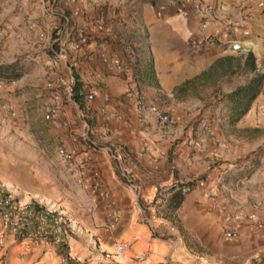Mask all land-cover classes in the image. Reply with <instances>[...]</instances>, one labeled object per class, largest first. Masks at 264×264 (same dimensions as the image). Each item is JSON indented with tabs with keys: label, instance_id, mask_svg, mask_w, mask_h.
<instances>
[{
	"label": "crops",
	"instance_id": "0c3cea01",
	"mask_svg": "<svg viewBox=\"0 0 264 264\" xmlns=\"http://www.w3.org/2000/svg\"><path fill=\"white\" fill-rule=\"evenodd\" d=\"M22 1L0 0L2 50L14 36L31 40L61 22L76 31L87 26L91 35L79 62L63 63L60 69L76 88L96 93L85 104L66 100L59 114L60 121L72 125L60 135V142L76 152L77 166L65 176L74 189V203L60 210L71 220L70 253L97 264H208L207 255L190 246L197 229L202 231L200 240L209 229L237 232L236 238L224 239L227 243L251 241L259 231L264 233V208L258 214V229L235 222L264 199V150L259 149L264 148V118L257 112L264 95L263 77L258 95L238 119L227 98L251 82L257 66L264 70V9L257 5L264 0H200L214 8L211 23L203 29L193 0H121V6L140 2L131 11L114 9L119 0H106L112 8L104 16L95 0H27L28 7ZM51 4L54 17L60 19H46ZM246 14L250 17L244 20ZM97 24L103 25V32L94 29ZM205 37L214 43L193 46ZM99 53L118 59L122 68L109 71ZM226 59L238 64L233 72L244 73L246 80L208 101L190 100L188 89L203 79L200 75ZM46 90L40 85L39 96ZM138 95L145 97L143 105ZM149 105L168 113L174 124L160 133ZM207 124L212 135L204 128ZM89 134L99 146L95 153L87 148ZM144 141L153 151L140 155ZM212 156L219 163L207 173L206 162ZM94 183L98 191L83 188ZM189 184L191 192L174 211L184 223L180 230L162 217V204L149 201L165 190L169 207L171 194ZM111 208L118 211L119 220L108 229L106 213ZM116 243L127 244L121 257L109 258L99 248L101 244L113 255ZM5 251L6 264H62L58 248L51 244L24 246L9 236Z\"/></svg>",
	"mask_w": 264,
	"mask_h": 264
},
{
	"label": "rangeland",
	"instance_id": "374dc122",
	"mask_svg": "<svg viewBox=\"0 0 264 264\" xmlns=\"http://www.w3.org/2000/svg\"><path fill=\"white\" fill-rule=\"evenodd\" d=\"M94 3L98 5L100 16H104L108 8H112V6L108 7L106 0H95ZM137 3L140 2L128 1L121 6V0H119L114 9L131 11L137 6ZM54 18L60 19L59 17ZM56 22L58 21L56 20ZM61 24L63 26L64 22ZM40 34L31 40L25 36H14L8 43L12 46L11 50L8 49V45L4 50L0 47V53L5 51V54H0V67L13 65L14 74L10 81L2 80L4 87L0 89V180L6 182L9 185L7 187L25 202L55 204L57 208L54 209L65 210L64 204L71 206L74 203V189L71 181L65 177L68 168L59 159L57 150L63 147L60 135L63 132L71 131L72 125L66 120H59L55 125L48 124L43 120V103L48 99L49 91H44L42 96H39L38 91H40V85L46 89L47 80L53 70V61L56 59V49L52 45V30L44 32L43 41L38 38ZM43 61L48 64L45 65ZM232 64L233 69L238 65L236 62H232ZM223 65L225 64L223 63ZM221 76V67L217 66L215 71L188 89V98L208 101L218 91L228 92L246 80L244 73L236 71L220 81ZM218 83L219 88H217ZM68 99L70 101L75 99L77 104H85L66 93L62 96L61 108ZM2 104L13 106L16 116L11 117L8 112L1 110ZM81 120L85 121L82 118ZM88 126L89 124L85 126V132ZM86 141L87 148L92 153L98 151L97 143L92 139L88 141V138ZM259 149L264 150L262 147ZM70 151L76 155L75 151ZM120 178L124 179L121 176ZM128 185L133 184L128 183ZM167 198V191L158 192L149 201V205L159 206L162 204L163 208L160 210L162 217L170 220L174 226L182 230L184 223L168 207ZM146 207L148 206L146 205ZM84 213L88 214L89 212L85 210ZM69 214H71L70 211ZM63 227L69 241L73 238L72 227L70 224H64ZM200 232L202 233L200 229H197L196 234H193L190 246L195 252L202 251L203 254H206L208 264H264L263 231H259L260 234L256 233L257 237H252L251 241L240 242L239 240L235 243L224 241L225 231L223 228L220 231L209 229L203 240H200ZM56 248H58L62 264L69 262V254L76 258L70 253L68 245ZM84 261L97 264L93 260Z\"/></svg>",
	"mask_w": 264,
	"mask_h": 264
},
{
	"label": "built area",
	"instance_id": "2783aa9c",
	"mask_svg": "<svg viewBox=\"0 0 264 264\" xmlns=\"http://www.w3.org/2000/svg\"><path fill=\"white\" fill-rule=\"evenodd\" d=\"M193 2V9L202 21L201 27L203 29L211 23L214 8L202 3L200 0H193ZM257 5L260 9H264L263 1L258 2ZM22 6L28 7L29 2L27 0L22 1ZM54 8V4H51V8L45 14L47 20H50L55 16ZM77 15L78 13L75 12L74 16ZM249 17L250 15L246 14L244 20ZM94 29L97 32L104 31V27L101 24L94 25ZM51 30L53 33L52 45L56 49V59L53 61V70L46 83L49 97L43 103L42 109L43 120L48 124L55 125L59 121L63 94L67 93L68 95L74 96L79 101L89 103L95 99L96 93L94 91H87L83 88H76L74 80L69 82L66 76L60 72V66L63 63H66L67 65L77 64L80 59V54L90 45L91 35L88 31V27L84 26L79 31H76L70 30L68 25L62 26V24H52ZM4 35L5 29L0 28V38H3ZM38 38L40 41H43L44 34L41 33ZM213 43L214 39L212 37H205L195 41L193 46L201 48L212 45ZM99 59L109 71L120 70L122 68L121 62L116 58L107 57L105 54L99 53ZM255 72L264 79V70L257 66ZM97 78H99L98 75ZM3 87L4 82L0 80V89ZM137 100L139 105H143L145 97L138 95ZM1 110L8 112L11 117L16 116V111L11 105L2 104ZM148 110L154 117L156 128L160 133L165 132L169 126L174 124V121L169 114L162 109L154 105H149ZM257 112L262 118H264V95L261 97ZM204 128L208 135L213 134V130L210 128L209 124L204 125ZM151 151H153V148L149 142L144 141L141 145L140 155ZM199 151L202 152V149ZM57 155L69 170H74L76 168L75 155L70 150L60 147L57 150ZM87 161H89V159H87ZM218 163L219 161L217 157H210L206 162L205 171L210 173L217 168ZM226 173L227 170L223 171L222 175L224 176ZM83 188L85 190H99V186L96 183L85 185ZM177 190L182 195H186L192 190L191 184L180 186ZM93 203H96V200H93ZM263 208L264 199L256 201L252 205L251 211L247 214H243L239 218H235V222L239 226L247 224L258 229V214ZM118 220V211L113 208L109 209L106 213V227L108 229H113ZM64 224H69V221L59 209H54L47 204L25 202L19 199L9 187L0 183V264H6L4 252L6 248V238L9 236L12 237L15 243L24 246L51 244L56 247H61L67 245L68 236L63 227ZM262 226L264 227V222L262 223ZM237 236L238 233L232 230H226L224 232L225 239H234ZM126 248V243H116L114 245L113 255L115 257H121ZM68 256L69 262L67 264H91L90 262L80 261L70 254Z\"/></svg>",
	"mask_w": 264,
	"mask_h": 264
},
{
	"label": "trees",
	"instance_id": "16d2710c",
	"mask_svg": "<svg viewBox=\"0 0 264 264\" xmlns=\"http://www.w3.org/2000/svg\"><path fill=\"white\" fill-rule=\"evenodd\" d=\"M223 63L225 65H223ZM247 64L248 66L250 65L251 70L254 69L253 59L251 55L248 56ZM12 66L13 65L6 66V67H0V76H1L0 80H5V81L11 80V77L14 76ZM217 66L221 67V75H226V74L233 72L232 60L226 59L222 62L216 63L214 67L202 73V75L200 76L205 78L207 75L215 71ZM261 82H262V77L256 74L255 77L251 80V82L248 85L238 88L237 90H235L234 92H232L230 95L227 96V98L232 103L234 108H236L237 112L234 115L236 119L242 116V114L247 109L250 102L255 98L256 95H258ZM182 200H183V195L179 191H176L173 194H171L170 199H169V207L171 208V210L175 211L177 208H179Z\"/></svg>",
	"mask_w": 264,
	"mask_h": 264
},
{
	"label": "bare ground",
	"instance_id": "6f19581e",
	"mask_svg": "<svg viewBox=\"0 0 264 264\" xmlns=\"http://www.w3.org/2000/svg\"><path fill=\"white\" fill-rule=\"evenodd\" d=\"M0 183L2 184V185H4V186H9L6 182H3V181H1L0 180ZM49 206H52V208H56V205H54V204H48ZM66 219L67 220H69V221H71L69 218H67L66 217ZM99 248L101 249V250H103V252H105V253H107L106 254V256L107 257H109V258H113L114 259V255H112L111 254V252L106 248V247H104L103 245H101V244H99ZM115 260H116V258H115Z\"/></svg>",
	"mask_w": 264,
	"mask_h": 264
}]
</instances>
